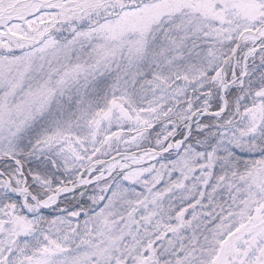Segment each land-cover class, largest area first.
<instances>
[{
	"label": "snow or ice",
	"instance_id": "6c2138e0",
	"mask_svg": "<svg viewBox=\"0 0 264 264\" xmlns=\"http://www.w3.org/2000/svg\"><path fill=\"white\" fill-rule=\"evenodd\" d=\"M0 264H264V0H0Z\"/></svg>",
	"mask_w": 264,
	"mask_h": 264
}]
</instances>
